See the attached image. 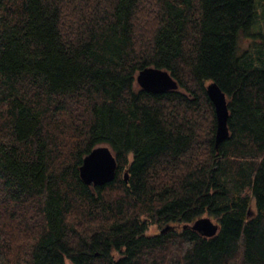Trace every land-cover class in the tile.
I'll list each match as a JSON object with an SVG mask.
<instances>
[{
  "label": "trees",
  "instance_id": "obj_1",
  "mask_svg": "<svg viewBox=\"0 0 264 264\" xmlns=\"http://www.w3.org/2000/svg\"><path fill=\"white\" fill-rule=\"evenodd\" d=\"M0 264H264V0H0Z\"/></svg>",
  "mask_w": 264,
  "mask_h": 264
},
{
  "label": "water",
  "instance_id": "obj_2",
  "mask_svg": "<svg viewBox=\"0 0 264 264\" xmlns=\"http://www.w3.org/2000/svg\"><path fill=\"white\" fill-rule=\"evenodd\" d=\"M136 79L142 88L152 92H164L178 87V82L172 74L167 69L157 66H145L140 69ZM206 87L207 93L215 106L217 116L215 142L218 146L229 135L227 97L216 81H209ZM79 169L81 179L86 184H104L115 178L117 159L109 145L99 144L83 157ZM125 178L127 179L126 173ZM187 225L184 224V226ZM190 226L202 235L212 236L218 231L219 222L209 215H203L190 223ZM169 227L170 224H167L161 231H166Z\"/></svg>",
  "mask_w": 264,
  "mask_h": 264
},
{
  "label": "rangeland",
  "instance_id": "obj_3",
  "mask_svg": "<svg viewBox=\"0 0 264 264\" xmlns=\"http://www.w3.org/2000/svg\"><path fill=\"white\" fill-rule=\"evenodd\" d=\"M254 38V36H248L245 40H243L242 42V46L246 47L249 45V43L252 41V39ZM164 226H159L156 224H153L150 226V228L148 229V233L149 234H153V233H157L159 232Z\"/></svg>",
  "mask_w": 264,
  "mask_h": 264
}]
</instances>
